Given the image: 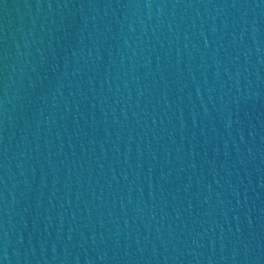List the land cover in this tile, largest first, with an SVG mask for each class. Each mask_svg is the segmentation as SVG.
<instances>
[{"label":"water","instance_id":"95a60500","mask_svg":"<svg viewBox=\"0 0 264 264\" xmlns=\"http://www.w3.org/2000/svg\"><path fill=\"white\" fill-rule=\"evenodd\" d=\"M146 0H0V264H84Z\"/></svg>","mask_w":264,"mask_h":264}]
</instances>
